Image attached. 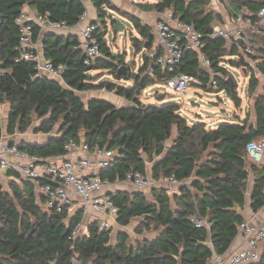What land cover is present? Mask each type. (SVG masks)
Here are the masks:
<instances>
[{"label": "trees", "instance_id": "1", "mask_svg": "<svg viewBox=\"0 0 264 264\" xmlns=\"http://www.w3.org/2000/svg\"><path fill=\"white\" fill-rule=\"evenodd\" d=\"M220 1L232 18L247 10L261 31L252 34L254 53L248 58L240 51L239 43L229 44L224 37L213 36L214 26L223 25L225 19L212 7V0L140 2L147 9L170 10L175 17L201 31L205 42L202 50L210 59L213 72L202 66L197 51L186 50L173 71L154 65V75L144 76L148 54L144 55L145 65L135 71L133 63L126 59L127 50L115 53L107 40L108 21L111 26L115 21L103 6L117 8L109 0H94L102 24L95 22L101 55L92 64L85 63L78 37L65 39L55 34L45 37V57L54 64L67 66L63 73L66 87L47 75L35 77L33 61L15 62V46L19 43L16 17L28 5L42 13L48 11L53 21L74 26L87 10L84 0H0V68L6 70L0 78V105L10 106L8 133L26 132L31 126L35 133L56 130L44 144L23 141L21 149L49 159L65 155L68 152L65 146L71 139L87 142L91 148L107 147L117 154L113 165L102 169L100 175L113 182L127 180L128 173L135 170L146 176L147 162L166 151L167 141L176 131L177 138L166 155L155 163L154 178L174 176L181 182L195 174V179L184 184L173 197L165 187L152 189L153 200L143 191L111 193L109 197L118 208L119 223L127 225L132 218L140 216L143 220L136 228L138 234L159 232L154 238L132 241L128 233L121 232L112 243V228L102 229L98 220L88 225L86 234L73 239L72 231L83 220L85 211L79 209L72 216L67 209L47 211L43 208L47 197L37 192V185L47 180L37 183L22 179L17 171L10 169L7 175L13 176L9 182L12 191L5 190L0 180V264L55 261L57 264H211L215 254L223 255L229 250L238 236L239 226L245 221L237 208L245 206L251 173L256 176L252 209L258 211L264 206V159L254 163L247 149L248 143L264 139V95L255 98L256 124L250 125L247 118L222 122L214 128L201 120L190 123L180 113L178 104L156 105L142 100L147 87L184 72L194 78L192 84L206 91L215 90L210 86L215 79L218 90H225L235 107L241 109L238 90L232 92L228 82L232 77L228 65L251 73L250 94L258 89L260 79L256 68L264 76V25L258 12L264 0ZM125 14L141 33V38L133 43L137 53L145 48L146 42L147 48H151L150 26L136 16ZM39 31L36 27L35 39ZM250 61L255 62L254 66ZM123 65L126 69L119 73ZM103 70L114 80L95 82L92 72ZM118 80H124L125 85ZM128 81L132 84L127 85ZM96 89L115 91L132 104L117 107L99 98L84 102L76 93ZM164 98L165 95L160 101ZM235 116L239 118L238 114ZM36 120H39L37 125ZM2 130L0 117V139ZM173 200L175 207H172ZM194 216L205 218L207 224L197 226L192 221ZM253 264H264V251Z\"/></svg>", "mask_w": 264, "mask_h": 264}, {"label": "built area", "instance_id": "2", "mask_svg": "<svg viewBox=\"0 0 264 264\" xmlns=\"http://www.w3.org/2000/svg\"><path fill=\"white\" fill-rule=\"evenodd\" d=\"M132 1L139 3L141 0ZM258 15L260 23L264 25V6L259 10ZM87 17L88 11L86 10L80 16L76 25L83 23ZM233 19L235 25L233 28L215 25L213 36L224 37L229 44L239 43L242 53L245 56H249L254 53L251 44L253 41L252 34L260 33L261 31L254 25L247 10H243ZM16 24L19 28V43L15 46V62L23 60L35 62V77L48 75L51 78H63V73L67 69L65 64H54L46 57L42 58L37 54L35 29L39 27L44 31H57L67 27L66 22L53 21L49 18L48 11L42 13L36 8L25 5L16 17ZM149 26L150 34L153 36V44L151 48L145 47V52L142 55L141 66L145 65L146 62L144 55L148 54L149 56V63L143 74L144 76L154 75V65L159 66L164 71H173L186 50L197 51L202 65L213 73L210 59L202 50L205 45L204 34L196 29L193 24L180 20L168 10L166 11V19ZM97 27V23L88 22L79 32L80 43L78 47L82 50L84 61L87 65L92 64L101 55L100 41L96 35ZM116 39H120L118 34L113 36V40ZM240 39L243 40L242 44L239 42ZM250 63L252 65L255 64L253 61H250ZM5 73L6 70L0 68V78ZM193 79L190 74L178 72L165 79L162 83L174 90L183 91L192 84ZM126 84L131 85L132 82L128 81ZM211 86L215 89L214 91L225 92V90H218L219 84L215 79L212 81ZM200 106L204 107L203 104H200ZM214 127L217 126L215 125L212 128ZM65 147L67 151L81 149L83 155L74 159H45L21 149V142L2 141L0 143V169L6 172L13 169L18 172L19 177L22 179L32 180L37 183L41 179L47 180L45 184H39L40 192L47 197V201L44 204L47 211L53 212V210H56L62 212L66 209L70 211L75 205L72 194V191H74L82 199L80 206L84 211L95 209L105 214L117 215L118 208L113 201L108 195L101 193V190L105 186L110 185L111 181L100 175L102 169L113 165L117 152L107 147L95 146L91 148L87 142L77 143L72 139ZM247 149L254 163L259 164L263 161L264 139L248 143ZM92 154L96 158V169L93 170ZM127 180L132 181L140 190L147 189L154 184L152 180L138 170L130 171ZM163 181L178 183L174 176L165 177ZM192 221L197 226L207 224L206 219L202 217L194 216ZM82 226L81 221L73 229L71 236L73 239L81 235ZM101 228H110V223L107 219H102ZM238 235L243 238L246 245L231 253L226 260H219L220 258L218 257L214 264H253L260 260L264 245V222L255 226L248 221H243L239 226Z\"/></svg>", "mask_w": 264, "mask_h": 264}, {"label": "crops", "instance_id": "3", "mask_svg": "<svg viewBox=\"0 0 264 264\" xmlns=\"http://www.w3.org/2000/svg\"><path fill=\"white\" fill-rule=\"evenodd\" d=\"M109 1L111 2V4L113 6H115L117 8V10H114V9L112 10L107 5L103 6L104 10L107 11L109 9L111 12L114 11L115 13H119L118 16H121L123 19H128L126 16H124L125 13H127L125 15L129 14L132 16H136L138 19L141 20L142 23L148 24V25H155L158 21L166 19V11L159 12L157 10L147 9V8L143 7L142 4H139L140 2H144V4L148 3V2H145L143 0H141L139 3H134L132 0H109ZM84 3L86 5L87 11H88V17L83 23H81L79 25H74V26H67V27L61 28L57 31H44L43 29L42 30L40 29L39 34L35 39L36 52L40 57H42V58L45 57V55H44V42H45V37L47 34H55L57 36L65 38V39H68L69 37H78V39H79L80 30L88 22H99V12H98V8L94 4V0H84ZM29 7H31V6H29ZM212 7L215 10H217L223 14L224 19H225V23L223 24L224 26H227L229 28H233L235 26L233 24H231V26L229 25V22L233 23L234 19L230 17L225 5L220 0H213L212 1ZM31 8H33V7H31ZM111 16L113 17V15L109 14V17H111ZM108 23H109V21H108ZM217 25H220V24H217ZM116 40H119V39H116ZM155 40H157V39L155 38ZM240 51H241V49H240ZM235 58L237 59V57H235ZM247 58H248V56H247ZM0 64H1V59H0ZM237 68H241V67H237ZM245 72H246V70H245ZM255 73H256V76L259 77V79H260V84L262 82L263 83L262 86H264L263 74L261 72H259L257 70V68L255 70ZM250 77H251V75H250ZM54 79H57L58 81H60L62 83V85L67 87V84L63 78H54ZM103 90H106L107 93L106 94L105 93H98V91H103ZM83 92H87V95H89L86 102H88L91 98H99V99L108 100L109 102H111L112 104H114L117 107H125V106L132 104V102L129 99L125 98L124 96L117 94L115 91H108L107 89L76 91L77 95L80 96L82 99H83V95L81 93H83ZM238 95H239V92H238ZM258 95H264V92H262ZM258 95H256L255 97L257 98ZM162 98L163 97H161L159 99H162ZM241 99H242V97H241ZM84 102H85V100H84ZM255 103H256V99H255ZM3 106H5L4 107L5 111L0 110L1 125H2V129H3L2 130L3 135L0 139V143L2 141H9V142L26 141V142H30V143L44 144L46 141H48L49 138H51L53 135H55L56 130H53L51 133H48V134H45L42 132L35 133L33 126H31L26 132L16 131L15 133L9 134L8 133V125H9L10 106L8 103L3 104ZM240 110H242V107ZM196 116L198 117L197 114H196ZM236 120L242 121V118L239 116V118L236 117ZM255 120L257 121L256 112H255ZM256 121L250 122V125L256 124ZM190 123H193V122H190ZM215 125L217 126V124H215ZM215 125H211V127H213ZM176 138H177V133L175 131L173 133L172 137L167 141L166 151L164 153L158 155V156L155 155V157H154L155 159L153 161L147 162L146 177L154 182V184L151 187L144 189V190H140L136 187V185L132 181L116 180V181L111 182L110 185L105 186L101 190V193L109 196L111 193L118 192V191H127V192L143 191L146 193V195L148 196V198L150 200H153L154 196L152 194V189L154 187H165V188H167L168 193L172 197L176 194H179L180 190L184 184L188 185L192 182V180L195 179V174L192 175V177H190L184 181H181V182L178 181V183H170V182L163 181V178H165V177H162L160 179H155L154 174H153V169H154L155 163L157 161L162 160V158L166 155L168 148L171 147V145L173 144V142L175 141ZM82 155H83V151L81 149L80 150H69L65 155L58 156V157H56V159L57 160L74 159V158H79ZM146 157L147 156H145V158ZM91 159H92V170H93V169H96V165H95L96 164V158L93 154L91 155ZM7 172L0 169V180H1V182L3 181L2 180L3 177L7 178L8 180H10L13 177V176H8ZM255 180H256V176L253 173H251L249 175V178H248V188H247V192H246L245 206L243 209L238 207L237 210L245 218V221H248L251 224H254L256 226V225H260L264 222V206L262 208H260L258 211H254L252 209V192H253V189L255 186ZM37 192L39 194L41 193L39 190V185H37ZM72 194H73L75 205L70 210L71 211L70 216L74 215L77 210L81 209L80 205L82 204V199L77 194H75L74 191H72ZM39 201H40V199H39ZM175 206L176 205H175V202L173 200L172 207H175ZM102 219H107V221L110 223V228H112V233H111V242L112 243H115L117 241L118 235L121 232L128 233L130 235L131 241L136 239V238H142V239L143 238H154L159 233L157 231L151 230V231H145L143 234H138L136 232V228L140 224V222H142L143 217H140V216L134 217V218H132V221L129 224L123 225V224L118 222L117 215H115V214H111V213L105 214L102 212H98L95 209H89V210L84 212V217L82 220L83 226L81 229L82 234L87 233L88 225L91 222L98 220L101 224ZM245 245H246V243H245V241H243V238H241L238 235L234 239L229 250L225 254H223V255L215 254L214 255V257L211 261V264H214L218 257L220 258L219 260H224V259L226 260L230 256L231 253H233L234 251H236L237 249H239L240 247H243ZM262 248L264 251V245Z\"/></svg>", "mask_w": 264, "mask_h": 264}, {"label": "rangeland", "instance_id": "4", "mask_svg": "<svg viewBox=\"0 0 264 264\" xmlns=\"http://www.w3.org/2000/svg\"><path fill=\"white\" fill-rule=\"evenodd\" d=\"M143 1L153 2L154 0ZM107 11H109L108 13L113 15V17H118L126 27L125 30L122 31V33H118L120 39L113 40V36H115L117 33L113 31V28L109 22V31L107 32L108 44L111 46L112 50L115 53H122L127 49L128 52L126 59L130 63H133L132 67L135 69V71H138L141 67L142 55L145 52V48L137 53V51L134 49L133 37L137 36L138 38H141V33L128 19H123L121 16H118L119 13H115L114 11L111 12L109 9ZM106 19H108V17ZM101 24L102 19L99 20V25ZM231 24L234 25V23L229 22L230 26ZM228 69L232 75L231 78H233L234 82L237 84L236 89L238 90L239 95L242 97V110L235 107L234 102L228 96L226 91H206L200 88V86L196 85L195 83L190 84L188 88L183 91L174 90L167 86L165 83H156L143 91L142 100L144 102L156 105L178 104V106L180 107V113L185 116L190 122L201 120L206 122L208 127H211V125L215 124L219 125L222 122H238V120H236L235 114H238L242 118V120L248 118L249 123L256 121L255 96L264 92V86H262L263 83L261 82V84L258 86V89L253 94H250L249 82L251 74L245 72V70L241 68H237L232 65H229ZM92 73L95 75V82L114 80L112 76H109L108 71L105 70L93 71ZM118 82L121 85H125L124 80H118ZM98 93L106 94L107 91H98ZM198 93H201L203 97H199ZM81 94L83 95V99L86 102L89 95H87V92H83ZM159 94H165V98L163 101H160ZM191 101H198L200 104H203L204 107L197 106L196 104L192 105ZM209 101L219 102V105H212L209 103ZM4 107L5 106L1 104L0 110L5 111ZM223 109H225V112H222ZM196 114H201L202 117H197ZM37 122H39V120H36L35 125H37ZM2 180L3 188L11 192L12 190L9 183L10 180L5 177H3ZM43 208L45 209L44 206ZM68 221L69 220H67V222ZM81 235H83L82 231Z\"/></svg>", "mask_w": 264, "mask_h": 264}, {"label": "water", "instance_id": "5", "mask_svg": "<svg viewBox=\"0 0 264 264\" xmlns=\"http://www.w3.org/2000/svg\"><path fill=\"white\" fill-rule=\"evenodd\" d=\"M113 20L115 21V24L112 26L113 31L116 32L117 34L118 33H122V31H124L125 28H126L125 25L122 23V21L118 17H113ZM137 39H138L137 36L133 37V43L134 44L136 43ZM239 42L242 44L243 40L240 39ZM147 46H148V42H146V44H145V47H147ZM125 69H126V66L123 65L122 67H120L119 73L122 72V71H125ZM228 82L231 85L232 92H235L236 91V83L234 82L233 78H231V77L228 78ZM198 96L201 97V98L203 97V95L201 93H198ZM161 97H163V94H159V98H161ZM209 103L212 104V105H219V102H211V101H209ZM191 104L192 105L196 104L197 106H200V103L198 101H191ZM222 112H225V109H223ZM197 115H198V117H202L201 114H197ZM52 264H57V263L55 261Z\"/></svg>", "mask_w": 264, "mask_h": 264}]
</instances>
